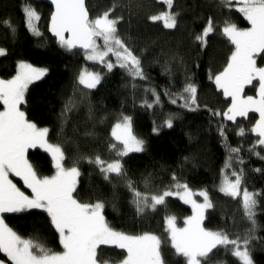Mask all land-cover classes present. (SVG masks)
Returning a JSON list of instances; mask_svg holds the SVG:
<instances>
[{
    "label": "trees",
    "instance_id": "trees-1",
    "mask_svg": "<svg viewBox=\"0 0 264 264\" xmlns=\"http://www.w3.org/2000/svg\"><path fill=\"white\" fill-rule=\"evenodd\" d=\"M25 5H30L40 16L39 36L32 35L26 27L22 11ZM86 6L92 17L115 6L113 15L123 16L117 34L141 60L147 79L133 81L118 66L106 71L102 65L86 64L84 53L62 47L47 33L52 11L47 4L35 0H0V48L6 52L0 56V79H11L19 63L47 70L42 79L28 86L20 110L38 128L49 130L46 139L61 146L64 166L78 168L80 175L74 195L82 202L102 201L108 223L127 234L151 233L167 241L165 218L169 215L175 217L179 227L184 226L192 212L179 199L167 197L166 207L158 206L156 211L149 209L142 216L137 215L133 194L125 181L115 174H110L111 182L106 181L99 168L89 163L97 155L106 162L116 158L108 147L109 143H116L111 136L112 127L124 116L131 117L132 133L144 141V150L122 158L126 179L144 192L145 179L150 178L151 190L162 191L175 174L192 192L207 191L214 207L206 210L203 226L224 231L232 238L249 234L252 225L244 216L241 198L225 196L218 189L223 181L235 180L234 171L243 170L241 190L262 193L256 197V227L250 233L254 239L249 251L253 264H264V159L248 151L258 139L250 131L257 114L237 117L235 123L211 114L222 113L230 106V98L226 99L209 78L223 71L233 50L222 34L224 22L235 23L241 29L250 25L235 5L229 9L220 0H173L170 10L159 0H86ZM165 11L178 14L176 28L167 29L162 21L148 20V16ZM210 18L216 30L206 38L207 46L202 48L195 37ZM257 63L264 66V55L257 58ZM84 65L102 75L94 89L78 83ZM189 82L197 87L195 111L180 107L181 101L173 104L170 100V95L181 91ZM254 85L245 89V95L255 97L258 82L254 81ZM145 89H155L160 103H153L155 97ZM146 102L153 103V107H145ZM66 106L71 110L65 112ZM169 118L172 127L167 126ZM220 125L224 126V137L220 135ZM240 128L245 129L244 136L237 134ZM228 147L241 149L239 157L243 163H237L234 158L233 166L226 167ZM256 151L264 155V147L257 146ZM26 158L39 175H53L51 158L45 152L28 150ZM11 180L30 195L22 180L15 177ZM3 218L21 237L32 238L53 251H62L58 233L42 210L8 213ZM98 252L107 260H120L126 255L120 249L104 245ZM162 253L166 264H185L170 243L162 245ZM0 259L10 264L1 253ZM208 264L239 262L220 248L214 250Z\"/></svg>",
    "mask_w": 264,
    "mask_h": 264
},
{
    "label": "snow or ice",
    "instance_id": "snow-or-ice-1",
    "mask_svg": "<svg viewBox=\"0 0 264 264\" xmlns=\"http://www.w3.org/2000/svg\"><path fill=\"white\" fill-rule=\"evenodd\" d=\"M170 10L173 0H160ZM54 11L51 13V33L59 38L62 47L68 50L79 47L84 50L85 59L104 65L108 71L113 67L125 69L129 76L145 80L141 60L126 46L125 41L117 34V26L123 16H114V8L110 7L102 14L90 16L86 0H51ZM222 6L229 9L233 5L236 11L242 14L250 27L241 29L235 23L224 22L222 34L233 46L227 59L226 67L214 78L213 81L218 91L227 99L230 106L224 112H212L213 116L222 117L223 120L236 122L237 117L247 118L249 113H258L259 119L250 129L258 139L248 149L264 159V155L257 152V146L264 147V66H258L257 58L264 55V0H220ZM25 15L27 28L34 35L41 33L36 27L40 20L38 13L30 6L22 9ZM177 15L165 11L158 15L148 16L151 22L162 21L164 28L177 27ZM12 28L11 24H7ZM216 30L210 18L202 32L195 39L202 48L207 46V37ZM14 31V29H13ZM68 37L65 38L64 34ZM97 38L103 45L97 43ZM6 54L0 48V56ZM111 54L115 57V64L105 58ZM46 69L33 67L30 64L20 63L16 75L11 79H0V214L19 213L29 209H39L45 212L51 226L59 236L62 251H53L32 238H23L5 222L0 215V253H3L11 264H166L163 258L162 245L170 243L177 256L183 257L185 264H208L214 250L223 248L230 252L239 264H253L250 256L249 245L254 236L250 235L255 230L256 197L262 193H252L246 188L241 192L244 173L234 171L235 180H225L219 191L225 196L236 199L240 197L241 208L244 216L251 223L249 234L244 237H230L221 230H209L203 226L205 210L213 208L208 192L201 191L197 195L203 197V203L192 199L193 193L188 185L181 183L173 174L168 187L162 191H152L150 178L145 179V191L137 190L133 182L126 179L127 173L123 169L122 158L130 152H142L144 141L133 135L131 130V117L124 116L122 121L112 128L111 136L116 143H109V151L116 157L111 162H106L97 155L89 159L103 174L106 181L111 182L110 174H115L125 181L133 194L132 203L136 207L137 215H143L147 210L156 211L158 206L166 207V198L177 196L185 204H190L193 214L184 221V227H177L175 217L166 216L165 231L167 241L151 234H127L115 230L105 219L103 214L104 203L82 202L74 195L77 192V177L80 172L76 166L65 167L62 161L65 156L61 146L54 145L46 139L47 128H38L36 124L25 118V113L20 110L24 103L25 91L34 81H38L46 74ZM100 73L83 71L79 75V84L87 89L95 88L101 81ZM258 82L255 97L245 95V86ZM135 88L136 85L133 84ZM151 91L155 100L160 103V97L155 89ZM171 103L181 101L180 107L189 111L197 110V87L193 83H186L183 89L170 95ZM153 103H145V107L152 108ZM71 107L66 106L65 112ZM167 126L172 127L169 118ZM220 135L224 137V126L220 125ZM156 129H154L155 131ZM239 136L245 135V129L240 128ZM122 146V147H121ZM40 147L50 154L55 168V174L41 176L28 162L26 153L30 148ZM240 148L228 147L226 167L233 166V159L243 163L239 157ZM262 171V169H256ZM19 177L24 188L30 190V195L25 194L9 176ZM175 189V191H173ZM111 246L120 249L126 255L120 260L103 259L98 252L100 247ZM4 264V261H0Z\"/></svg>",
    "mask_w": 264,
    "mask_h": 264
},
{
    "label": "rangeland",
    "instance_id": "rangeland-1",
    "mask_svg": "<svg viewBox=\"0 0 264 264\" xmlns=\"http://www.w3.org/2000/svg\"><path fill=\"white\" fill-rule=\"evenodd\" d=\"M160 1V0H159ZM38 23V22H37ZM37 23H36V27H37ZM27 27V26H26ZM38 28V27H37ZM28 29V28H27ZM28 31L32 34V35H34L33 34V32L32 31H30L29 29H28ZM34 36H37V35H34ZM97 43L99 44V45H103V41L101 40V39H98L97 38ZM83 59H84V62L86 63V64H96V65H102V64H100V63H98V62H94V61H91V60H87V59H85V55L83 54ZM106 60H108L109 62H112L113 64H115V57L114 56H112L111 54H109V56L108 57H106L105 58ZM20 64V63H19ZM18 64V65H19ZM102 66H104V65H102ZM114 68V67H113ZM17 69H18V66H17ZM17 69H16V73H17ZM104 69L106 70V71H108V69L104 66ZM83 71H89V72H95V73H100V72H98V71H92L90 68H88L86 65H84L83 67H82V69L80 70V72H79V75H80V73L81 72H83ZM47 72V71H46ZM16 75V74H15ZM14 75V76H15ZM79 75H78V83H79ZM100 75H101V73H100ZM13 76V77H14ZM12 77V78H13ZM101 77H102V75H101ZM42 79V78H41ZM34 82H36V81H34ZM81 85V84H80ZM81 86H83V85H81ZM249 86L250 85H246L245 86V89L246 88H249ZM84 87V86H83ZM94 89V88H93ZM25 93H26V91H25ZM245 94V93H244ZM0 110H3V105L2 104H0ZM254 114V113H253ZM257 114V120L259 119V114L258 113H256ZM122 121V120H121ZM115 125H113V127H114ZM254 126H255V124H254ZM253 126V127H254ZM112 127V128H113ZM131 130H132V128H131ZM33 149H39V150H41L42 152H45L46 154H48L49 155V157L51 158V156H50V154L49 153H47L43 148H40V147H36V148H30V149H28V150H33ZM130 153H132V152H130ZM129 154V153H128ZM51 161H52V158H51ZM52 165H53V162H52ZM54 168V167H53ZM55 174V168H54V173H53V175ZM12 177H15V176H9V178L11 179ZM15 178H19V177H15ZM234 181V180H233ZM23 182V181H22ZM14 183V182H13ZM173 191H175V189L173 190ZM191 191V190H190ZM192 192V191H191ZM241 192H242V190H241ZM29 193H30V190H29ZM193 193V195H192V199H194L197 203H203V197L202 196H199V195H197V193H194V192H192ZM171 197H173V198H177V199H179L177 196H171ZM180 200V199H179ZM180 201H182V200H180ZM183 202V201H182ZM185 204V203H184ZM186 205H188L189 207H190V209H191V212H192V214H193V211H192V207H191V205L190 204H186ZM207 210V209H206ZM206 210H205V212H206ZM5 214H8V213H4V214H0V215H2V216H4ZM10 214V213H9ZM192 216V215H191ZM176 226L177 227H179L177 224H176ZM185 226V225H184ZM184 226H182V227H184ZM181 227V228H182ZM3 256H5L3 253H1ZM5 258H6V260L11 264V261H9L8 259H7V257L5 256ZM0 261H3L2 259H0ZM4 264H6V262L4 261Z\"/></svg>",
    "mask_w": 264,
    "mask_h": 264
},
{
    "label": "water",
    "instance_id": "water-1",
    "mask_svg": "<svg viewBox=\"0 0 264 264\" xmlns=\"http://www.w3.org/2000/svg\"><path fill=\"white\" fill-rule=\"evenodd\" d=\"M35 2H37V3H45V4H47V5L51 8V10H52L51 13L55 10V9H54V6H53L52 3H51V0H35ZM50 25H51V15H50V17H49V21H48V24H47V33H48V35H49L51 38L55 39L56 42L59 43V38L56 37V36H54V35L51 33V31L49 30V29H50ZM64 36H65V38H67V37H68V34L65 33ZM70 51H78V52H82V53H84V50H83V49H80L79 47L74 48V49H72V50H70Z\"/></svg>",
    "mask_w": 264,
    "mask_h": 264
}]
</instances>
